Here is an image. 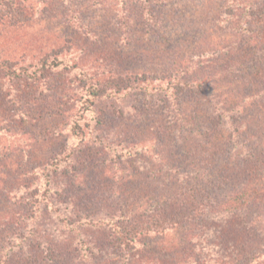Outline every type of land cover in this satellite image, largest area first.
I'll list each match as a JSON object with an SVG mask.
<instances>
[{
	"label": "rangeland",
	"instance_id": "374dc122",
	"mask_svg": "<svg viewBox=\"0 0 264 264\" xmlns=\"http://www.w3.org/2000/svg\"><path fill=\"white\" fill-rule=\"evenodd\" d=\"M149 2L8 0L0 60L65 64L44 81L0 74V264H221L227 254L211 230L224 226V211L244 209L243 222L264 213V16L246 32L237 8L253 0ZM85 72L196 86L180 104L154 82L149 93L84 110ZM221 115L233 123L219 124ZM75 120L83 132L74 135ZM58 159L63 166L49 171ZM185 192L200 199L202 237L193 234L202 223L186 220L142 239L125 261L111 230L93 224L145 220Z\"/></svg>",
	"mask_w": 264,
	"mask_h": 264
},
{
	"label": "trees",
	"instance_id": "16d2710c",
	"mask_svg": "<svg viewBox=\"0 0 264 264\" xmlns=\"http://www.w3.org/2000/svg\"><path fill=\"white\" fill-rule=\"evenodd\" d=\"M124 2L137 1L143 3L144 6H148L150 0H123ZM260 0H253V4L239 3L237 11H241L242 18H239L238 24L241 26L240 31H249L250 25L264 16V2L262 6H259ZM8 0H0V18L6 8ZM148 8V7H147ZM19 13V9H17ZM13 13V12H12ZM16 13L15 15H18ZM244 14V15H243ZM14 15V14H13ZM14 15V16H15ZM65 64V61L59 57L48 56L39 61L35 68L21 67L15 68V65L9 61L0 60V74H2L6 80L11 83L22 80L24 77H28L34 80H45V71L52 68H61ZM83 78H81V87L84 89L85 94L82 96L84 101V110L93 108L98 100L110 97L113 95H120L122 93H129L132 91L137 92H151V84L157 82L166 86V91L171 97L180 104L182 95L186 92H195L196 84L182 82L177 76L159 78L154 75H134L128 77L109 78L105 81H101L94 76L85 72ZM226 116H228L226 118ZM231 120L229 115L219 116V124L222 119ZM233 123V122H232ZM232 125V124H231ZM237 126V125H235ZM76 129L83 132L82 126L75 120L73 127V134L75 135ZM243 129L242 125L235 127V130L239 131ZM5 130L0 128V148L1 138ZM71 156H66L63 161H68ZM51 169L49 171L56 172L61 166H63L62 159L55 160L51 163ZM197 192L202 193V189H196ZM184 194H187L184 196ZM180 200L176 198L175 202H166L168 208H161L156 210L154 214L144 218H136L127 215H121L119 217H111L109 219L103 218L95 223L100 227H108L111 230V236L113 245L119 251V255L125 261L134 258L135 253L139 247V244L144 238L152 235H165L168 231H173L175 228L182 225L186 220L188 222H201L202 227L193 232L195 236H203L206 226L203 227V215L200 210V199L193 193L185 192ZM202 197V194L199 195ZM186 197V198H184ZM231 209V211H224L223 216L226 214L225 219L221 220L220 224L224 226H215L211 230V235L214 238L215 247H220L224 250L227 257L222 259L221 264H264V213L260 214L258 219L253 221H247L240 219L244 209L238 210ZM238 212L240 214H238ZM145 217V216H144ZM259 222V223H257ZM208 229V228H207ZM210 230V229H209ZM207 234V233H206ZM223 238V241L220 238ZM51 258L52 255L48 254ZM3 264V262L1 263Z\"/></svg>",
	"mask_w": 264,
	"mask_h": 264
}]
</instances>
